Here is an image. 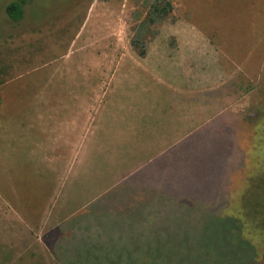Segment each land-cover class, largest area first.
Returning <instances> with one entry per match:
<instances>
[{"label":"rangeland","instance_id":"rangeland-1","mask_svg":"<svg viewBox=\"0 0 264 264\" xmlns=\"http://www.w3.org/2000/svg\"><path fill=\"white\" fill-rule=\"evenodd\" d=\"M13 1L0 0V194L30 223L34 264H142L151 231L166 240L144 264H264V0H164L171 11L153 23L155 0H25L17 22L5 13ZM190 48L193 130L224 149L218 189L183 205L158 197L143 221L122 216L120 200L90 204L188 130L179 116L168 129L161 116L142 123V111L160 112L154 101L129 108L136 116L119 106L125 95L135 104L148 78L138 69L177 73ZM178 74L161 82V101ZM155 213L169 223L148 221ZM105 233L130 239L138 258H100L105 245L127 250Z\"/></svg>","mask_w":264,"mask_h":264},{"label":"trees","instance_id":"trees-1","mask_svg":"<svg viewBox=\"0 0 264 264\" xmlns=\"http://www.w3.org/2000/svg\"><path fill=\"white\" fill-rule=\"evenodd\" d=\"M24 3L25 0H16L6 5L5 13L10 20L17 22L22 18V8ZM170 11L171 7L168 1L155 0L154 4L152 3L149 8V13L147 14L146 20L149 23L160 21L162 18L166 17ZM137 42L138 41H132V45L136 47ZM141 53L143 54V52H140V54ZM212 127L213 126L210 124L209 129H212ZM219 127L223 129L222 125ZM214 130H216L215 127ZM200 135L201 133L198 131L193 134L192 140L178 143L170 153H167L164 156L166 159L164 157L155 159L150 164H148V166L143 169L142 172L135 173L129 178L121 181L120 185H116L92 201L90 204H95L98 202L103 203L104 206L102 205V207L106 208V211H109L111 209L108 208L112 207L111 204L115 200H120L123 203L122 216H127L133 220L136 219V221H143V219H146L144 214H150L147 209L148 206L151 203H154L153 200L158 197H161L162 199L166 198V196H172V201L174 203L177 205H183V203L189 201L192 196L197 199L201 196H205V194H207L210 189H214L213 186L215 185L216 180H218L220 177L222 168L221 164L223 161L221 158V153L222 151L224 152V149L221 148L218 143H213L212 145H209L208 143L206 144L202 139L204 136ZM200 142L205 146L212 147L213 150H197V145L200 144ZM160 182L171 183L172 185H175L179 188L174 190V192H169L163 187L161 188L159 185H157ZM131 206L132 208H130ZM148 221L154 222L153 216L149 215ZM164 222L165 224L169 223V219H167L166 216ZM117 228L118 227L116 226L114 230L116 231ZM103 234L104 233H102V235ZM105 234L108 240L114 242L120 241L123 243V247L115 246L116 248H127V250L109 251L107 250L109 246L105 245L103 247L104 250H98L100 258L105 257L107 259H115L122 256H124L127 260L129 258L132 259L133 257L138 258L136 250L138 252L141 251L137 247L131 245L130 239L126 242V238L122 241L121 237L118 235L109 236L108 233ZM144 238L146 239V242L150 241L153 243L151 236H145ZM165 240L162 239L161 241L164 242ZM141 250L146 251V260L144 257L142 259L139 258L144 263L149 262V257L151 256L149 253H154L153 255H155L157 251L153 246H145ZM102 252L104 254H101ZM83 257H88L90 259L92 258V255H83ZM143 262L142 264H144Z\"/></svg>","mask_w":264,"mask_h":264},{"label":"crops","instance_id":"crops-1","mask_svg":"<svg viewBox=\"0 0 264 264\" xmlns=\"http://www.w3.org/2000/svg\"><path fill=\"white\" fill-rule=\"evenodd\" d=\"M184 34L191 35V31L186 30ZM193 51L194 49L190 48L189 52L186 54L185 61L187 62L185 63L182 62V64L184 65V68H181V70L177 71V73H180L178 75L183 76L184 79L181 82L177 81L174 87L168 86L167 88V86H164V88H166V93L168 94L167 100L161 101L160 91H157V90L159 88H162L161 87L162 81H165V82L168 81L165 79H169L170 78L169 75L171 76L173 75V78L176 79L175 74L177 73L176 72L173 73L172 70L169 71L170 69L169 70H159L157 68L138 69L140 70L139 71L140 73L143 72L142 75L147 76L148 78H144L142 80V83L141 82L136 83L137 95L135 97L136 98L135 104H133L132 101L131 103H129V99L127 95H125L126 99H125V96L121 99L122 101L119 107H121L122 113L125 116L134 115V114L136 116V111L135 112L130 111L129 108L137 109V105H138V108L146 107L145 105L146 102L154 101L153 103L149 104V107H153V109L159 108L160 112L158 113L155 110L152 114H150V113H146L145 111H142L141 113L138 114V117L140 118V121L142 123H146L145 119L148 118L149 116H152L154 118L161 116V119H159L158 122L155 120L154 123L157 122L155 124L159 125V127L163 125V128L161 127V129H168L171 123L177 122V118L179 116L180 118H183L181 120H178L179 124L189 125L188 130L186 126H184V129L179 132V135H175L172 137L173 139H178L179 140L178 142L167 147L162 153L159 152L152 159H148L146 162H144L141 165V167H137L134 170H131V172H129L124 177V179H122V181L129 178L131 175L135 173L142 172L143 169H145L148 166V164H150L152 161L160 157H164L167 153H170L171 150L174 149L175 145H177L178 143H181L182 141L187 142V141L192 140L194 133L198 131H200V133H204L203 125L199 127L198 129H196L195 131L193 130V127H192V123H193L192 94L194 91V86L193 84H191V82L199 80L198 74L195 71L194 73H192L193 70H189V66L190 64H192V60L195 59ZM121 90L122 92L123 91L127 92L128 90H130L128 88V83H123L121 86ZM196 90H200V88H197ZM128 94H129V91H128ZM61 107L63 110H65L68 106L65 103H63ZM71 107H73L74 109L81 107L80 102L79 101L75 102L73 106ZM176 108L180 109L178 113H176ZM72 114H74V111L72 112ZM200 122L201 124L207 122L204 125L208 127V120L200 121ZM64 123L65 122L62 121L61 125H64ZM57 127H58V132L60 133V123H58ZM169 137H170L169 135L165 136V138H169ZM157 185H159V187L161 188L163 187L164 189H166V191H169V192L170 191L174 192V190H177L179 188L175 185H172L171 183H161L160 182ZM218 186L219 184L214 185L213 188L218 189ZM212 192L213 190L210 189V191L207 194L211 195ZM207 194H205V196H201L199 199L204 200L207 196H209ZM212 196L214 197L215 195H212ZM1 203L3 204V206L1 205ZM0 214H3L5 216L3 219L0 217V264H34V249H33L34 247H33L31 231L29 229L30 223L27 221V217H25L24 214L21 212V210L18 209V207L16 206V201L13 200L11 196H5V195L2 196L0 194ZM153 219L159 221L160 227H162L165 224L164 222L165 217L161 213H155V215L153 216ZM151 233H152L151 235L148 234L147 232L143 233V237L151 236L152 241H153V243L148 241L146 242L145 245L148 247H151V246L156 247L157 242L161 241V239L157 238L158 234L156 233V231H151ZM108 235L116 236L118 235V233H112V234L108 233ZM164 236H167V235H164ZM40 251L43 252L44 250L40 248ZM55 251L58 252V259H60V240L58 241L57 246L55 247Z\"/></svg>","mask_w":264,"mask_h":264}]
</instances>
